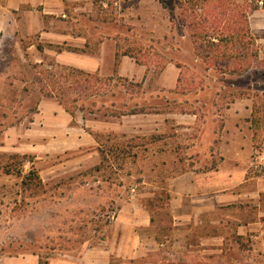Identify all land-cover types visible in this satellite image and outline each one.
<instances>
[{
	"label": "rangeland",
	"instance_id": "1",
	"mask_svg": "<svg viewBox=\"0 0 264 264\" xmlns=\"http://www.w3.org/2000/svg\"><path fill=\"white\" fill-rule=\"evenodd\" d=\"M57 1L0 36V264H264V0ZM105 38L145 76L55 59ZM193 172L235 200L228 228L174 223Z\"/></svg>",
	"mask_w": 264,
	"mask_h": 264
},
{
	"label": "crops",
	"instance_id": "2",
	"mask_svg": "<svg viewBox=\"0 0 264 264\" xmlns=\"http://www.w3.org/2000/svg\"><path fill=\"white\" fill-rule=\"evenodd\" d=\"M55 2V0H7L6 5L0 7V15H4L8 17V21L0 22V36L6 37V35L11 34L12 29L14 28V23L12 20V14L18 12L20 7L24 3H32L35 5L36 3H42L45 5V10H30L32 13L41 16V21L45 26V17L49 15H56L61 14L64 10H46L48 4L50 2ZM62 1V0H61ZM51 2V3H52ZM58 6L60 0L57 1ZM93 4V2H91ZM9 7V9H7ZM28 13V11L26 12ZM43 26V27H44ZM20 29L22 30H30V27L24 23H20ZM66 39H73L66 43L69 46L77 47V48H84L86 47L87 39L84 38L83 41L79 36L75 37L71 34L67 35ZM51 41H54L50 39ZM65 41V40H64ZM118 43L115 39L105 38L99 41L97 51L94 53L86 52L82 50H64L62 52L57 53L55 59L60 63H66L73 67L79 68L84 71H88L91 73H98L100 75H112L115 73L122 76L127 77L130 79H140L145 76L146 68L136 62V59L128 54H121L119 55L118 65H116L117 61V48ZM65 58H68V61H64ZM63 59V60H61ZM194 173V172H193ZM194 176L193 182L189 186V190L187 188H181L178 186L179 179H176L173 186H171L170 190L172 193V198L170 199V206L171 207H181V206H189L192 207V212L184 214V211H177L174 214L173 212V219L174 223L180 224V222L189 220L192 221L194 224L197 223H206L211 225L212 227L216 228V223H220L224 225V228H228L229 221L225 219L222 221L221 219L216 220L218 215H226L229 210V206L235 207V200L233 202H229L230 200L227 198H223L221 194V189L223 186L221 182L213 181L212 186L209 184L208 186L201 187L200 179L197 173ZM183 181V180H181ZM200 192L199 194L196 193V197L189 198L188 200L185 199V196H188V191ZM191 191V192H192ZM197 195L201 198H198ZM194 196V194L192 195ZM227 201V202H226ZM186 215V216H184ZM185 217V218H184ZM251 225L252 221L244 222V223H235L236 226V233L238 235H247L251 233ZM185 237L188 238V235L185 234ZM201 240H209L212 245H215L213 248L204 246L205 244L201 243L200 246H204L203 251H212L216 253L217 251H222V241L225 239V236L222 234H216V232L208 234L206 236L200 237ZM217 241V242H216ZM219 246H216V245Z\"/></svg>",
	"mask_w": 264,
	"mask_h": 264
},
{
	"label": "trees",
	"instance_id": "3",
	"mask_svg": "<svg viewBox=\"0 0 264 264\" xmlns=\"http://www.w3.org/2000/svg\"><path fill=\"white\" fill-rule=\"evenodd\" d=\"M119 55H120V54H117V61H116V65H118Z\"/></svg>",
	"mask_w": 264,
	"mask_h": 264
}]
</instances>
